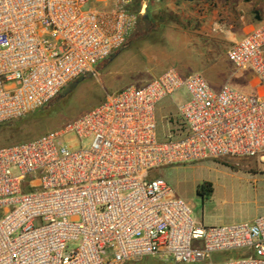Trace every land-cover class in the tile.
Masks as SVG:
<instances>
[{
	"label": "built area",
	"instance_id": "2783aa9c",
	"mask_svg": "<svg viewBox=\"0 0 264 264\" xmlns=\"http://www.w3.org/2000/svg\"><path fill=\"white\" fill-rule=\"evenodd\" d=\"M159 1L0 0V125L91 73ZM226 57L256 77L258 93L167 68L59 130L0 147V264H264V213L204 226L155 172L225 157L264 163V22ZM181 89L189 98L161 141L155 107Z\"/></svg>",
	"mask_w": 264,
	"mask_h": 264
},
{
	"label": "rangeland",
	"instance_id": "374dc122",
	"mask_svg": "<svg viewBox=\"0 0 264 264\" xmlns=\"http://www.w3.org/2000/svg\"><path fill=\"white\" fill-rule=\"evenodd\" d=\"M183 1L179 8L167 7L161 1L148 5L122 48L91 73L70 82L46 106L1 124L0 147L59 130L108 95L129 85L142 86L167 68L182 74L199 73L212 89L229 84L246 94L258 93L262 86L256 77L250 71L234 69L226 52L244 34L247 24L257 25L256 12L264 21V0ZM90 5L93 4L86 7ZM188 98L181 89L156 105L159 140L165 138L168 120H177V106ZM63 141L71 146L77 139L67 136ZM82 144L86 147L88 140ZM155 172L168 182L177 198L190 206L192 217L204 226L250 222L264 213V163L258 157L206 159L161 167ZM206 184L212 192H198ZM240 254L234 252L232 257ZM130 264L175 263L147 257Z\"/></svg>",
	"mask_w": 264,
	"mask_h": 264
},
{
	"label": "crops",
	"instance_id": "0c3cea01",
	"mask_svg": "<svg viewBox=\"0 0 264 264\" xmlns=\"http://www.w3.org/2000/svg\"><path fill=\"white\" fill-rule=\"evenodd\" d=\"M161 1V3H163L165 6H167V7H177V8H179V7H181V6H183V0H160ZM233 2H235V0H232L231 1V3H233ZM155 4V3H154ZM146 12V11H145ZM257 17V15L255 14V20H256V22H257V25H261L264 21H262L261 22V19L259 18V19H257L256 18ZM259 17V16H258ZM261 22V23H260ZM257 25H253V24H247V26L243 29V35L240 37V38H238V39H236L235 41H237V40H239V39H241V38H243L246 34H248V33H250L253 29H255V28H257L258 26ZM247 28H249L248 30H246ZM242 33V32H241ZM234 41V42H235ZM231 46V45H230Z\"/></svg>",
	"mask_w": 264,
	"mask_h": 264
},
{
	"label": "trees",
	"instance_id": "16d2710c",
	"mask_svg": "<svg viewBox=\"0 0 264 264\" xmlns=\"http://www.w3.org/2000/svg\"><path fill=\"white\" fill-rule=\"evenodd\" d=\"M198 192H201L203 194H205V193H211L212 192V189H211V187H210L209 184H206L204 186L199 187Z\"/></svg>",
	"mask_w": 264,
	"mask_h": 264
},
{
	"label": "water",
	"instance_id": "95a60500",
	"mask_svg": "<svg viewBox=\"0 0 264 264\" xmlns=\"http://www.w3.org/2000/svg\"><path fill=\"white\" fill-rule=\"evenodd\" d=\"M256 15H257V17H256V18H257V19H259L257 12H256Z\"/></svg>",
	"mask_w": 264,
	"mask_h": 264
}]
</instances>
